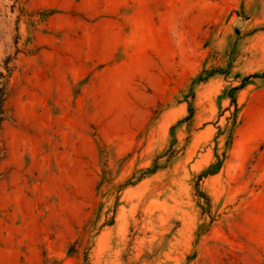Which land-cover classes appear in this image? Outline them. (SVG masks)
Here are the masks:
<instances>
[{
	"label": "rangeland",
	"instance_id": "374dc122",
	"mask_svg": "<svg viewBox=\"0 0 264 264\" xmlns=\"http://www.w3.org/2000/svg\"><path fill=\"white\" fill-rule=\"evenodd\" d=\"M4 63L0 264H264V0H0Z\"/></svg>",
	"mask_w": 264,
	"mask_h": 264
},
{
	"label": "trees",
	"instance_id": "16d2710c",
	"mask_svg": "<svg viewBox=\"0 0 264 264\" xmlns=\"http://www.w3.org/2000/svg\"><path fill=\"white\" fill-rule=\"evenodd\" d=\"M4 71H5V74L0 72V133H1L2 126L4 125V123L10 120L4 109L5 101L9 95L7 85H8V78L10 74V69L5 65V63H4ZM215 73H216L215 71H202L199 74V76L195 79L194 83L204 82ZM203 75L205 76L203 77ZM252 77H255V76H251V77L249 76V77L244 78L243 83L246 82L248 78H252ZM242 87H243V84H241L239 87L232 88L231 92H235ZM230 98H231V101H230L231 105L236 107L233 96H231ZM191 116H192V108L189 106L188 118H190ZM2 156H3V148L0 147V159L2 158Z\"/></svg>",
	"mask_w": 264,
	"mask_h": 264
}]
</instances>
